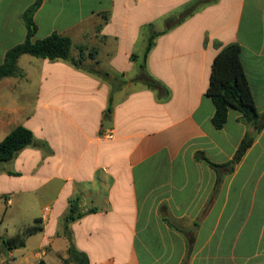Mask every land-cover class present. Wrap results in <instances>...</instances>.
I'll return each mask as SVG.
<instances>
[{
	"label": "crops",
	"instance_id": "obj_1",
	"mask_svg": "<svg viewBox=\"0 0 264 264\" xmlns=\"http://www.w3.org/2000/svg\"><path fill=\"white\" fill-rule=\"evenodd\" d=\"M36 1L0 0V64L26 40L23 14ZM190 1L42 0L34 40L70 37L72 56L80 47L95 49L102 70L130 81L138 73L131 56L147 45L144 26L163 33L166 18ZM230 43L242 47L264 115V0H216L158 36L146 69L169 96L158 99L129 82L113 93L105 122L109 83L65 60L21 56L24 76L0 80V142L25 126L35 144L0 164V198L7 208L30 210L29 227L40 230L13 249L0 234V264H48L55 239L66 236L62 220L74 199L84 216L68 230L89 264H264V128L232 171L197 159L203 153L215 164L230 162L248 132L235 109L216 129L205 95L213 61ZM19 85H38L34 104L18 94ZM193 230L189 251L186 233Z\"/></svg>",
	"mask_w": 264,
	"mask_h": 264
},
{
	"label": "trees",
	"instance_id": "obj_2",
	"mask_svg": "<svg viewBox=\"0 0 264 264\" xmlns=\"http://www.w3.org/2000/svg\"><path fill=\"white\" fill-rule=\"evenodd\" d=\"M214 2H216V0L190 1L176 15L166 18V30L163 33L168 32L181 24L197 12L202 6ZM41 3L42 0H37L24 12L23 20L28 29L27 38L23 43L17 45L6 53L4 62L0 64V80L9 77L24 76L18 66V61L23 55H30L51 61H68L75 68L93 74L111 85L112 93L108 109L104 113V122L110 119L113 110V93L121 90L129 82L144 84L149 89L156 92L158 99H164L169 96V90L160 81L150 76L146 69V60L148 54L155 46V39L163 34L155 32L152 25L144 26V32L147 35V45L143 54H133L131 56V60L135 62L138 67V73L132 80L128 81L123 74L112 75L108 71L102 70L99 67V63L94 61L96 56L95 49L88 50L86 47H80L78 57L72 56L73 41L70 37L53 34L43 40H34L37 31L34 16L41 6ZM241 53L242 47L239 43H230L221 47L213 61L209 86L205 94L212 100L215 106V114L212 122L216 129H222L225 126L228 121L230 109L239 111L241 114L239 121L248 126V132L230 162L218 165L211 162L203 153L197 154L198 160L203 161L218 170L223 168L229 169L230 171L234 170L236 164L240 162L246 151L252 146L256 136L264 128V115H261L257 109L250 82L242 62ZM88 60H93L94 62L92 64H86V61ZM34 144L35 137L32 130L25 126L16 127L2 142H0V164L11 161L23 149ZM37 146L42 148L47 147L45 142H39ZM92 212H94V210H92ZM83 216L84 214L79 212V200L74 199L70 201L69 213L62 220L64 234L70 241V247L68 250L69 259L65 261H71L75 264H89L87 255L79 252L75 248L68 230L69 223L77 221ZM38 230L40 229L36 225L28 227L23 230L22 237L18 236L11 239H4L3 244L9 249H13L16 246H23L25 238L36 233ZM182 232L186 233V231ZM193 232L194 230L186 233L189 235V251H191L195 241Z\"/></svg>",
	"mask_w": 264,
	"mask_h": 264
},
{
	"label": "rangeland",
	"instance_id": "obj_3",
	"mask_svg": "<svg viewBox=\"0 0 264 264\" xmlns=\"http://www.w3.org/2000/svg\"><path fill=\"white\" fill-rule=\"evenodd\" d=\"M37 87L38 85H19L17 86L16 90L19 95L24 94L23 98L27 99L28 103L34 104L33 101L30 99L31 98L33 99L35 97ZM6 210L8 212L4 217V223H2V225L0 226V234L3 235L5 239L10 236L12 237L19 236V233H20V237H22L23 234L22 229L24 228L26 229L30 225H32V221L30 219L32 212L29 210L22 213L15 210V208H10V207L7 208L6 201L0 198V215H3L6 212ZM24 225L26 227H24ZM56 227L58 228V226ZM69 243L70 241L67 236L60 235L58 238H56L55 242L53 243V248L49 250V254L46 257L48 264H59V262L62 259V252L65 249V247L68 246ZM36 245H37V238H32L29 241L30 248L33 247L35 248ZM16 254L18 255V253Z\"/></svg>",
	"mask_w": 264,
	"mask_h": 264
},
{
	"label": "built area",
	"instance_id": "obj_4",
	"mask_svg": "<svg viewBox=\"0 0 264 264\" xmlns=\"http://www.w3.org/2000/svg\"><path fill=\"white\" fill-rule=\"evenodd\" d=\"M109 137H111V135ZM61 264H75V263L71 261H63Z\"/></svg>",
	"mask_w": 264,
	"mask_h": 264
}]
</instances>
